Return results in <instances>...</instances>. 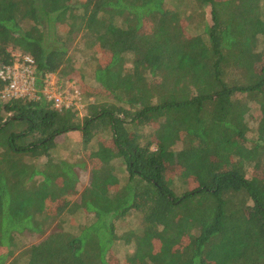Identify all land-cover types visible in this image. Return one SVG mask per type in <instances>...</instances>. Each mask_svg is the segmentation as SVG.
Instances as JSON below:
<instances>
[{
	"label": "trees",
	"instance_id": "obj_1",
	"mask_svg": "<svg viewBox=\"0 0 264 264\" xmlns=\"http://www.w3.org/2000/svg\"><path fill=\"white\" fill-rule=\"evenodd\" d=\"M16 54L95 102L0 76V264H264V0H0V72Z\"/></svg>",
	"mask_w": 264,
	"mask_h": 264
},
{
	"label": "rangeland",
	"instance_id": "obj_2",
	"mask_svg": "<svg viewBox=\"0 0 264 264\" xmlns=\"http://www.w3.org/2000/svg\"><path fill=\"white\" fill-rule=\"evenodd\" d=\"M170 7L174 8V5H170ZM195 32V31H193ZM77 40L71 46V52L73 53V57L79 61L83 56L87 54L91 56V52L84 50L83 44L80 43L77 48L76 45L78 44ZM17 77L20 79V87L26 92L25 95H28L31 99H38L41 95L51 98L57 99L60 98L61 102L63 101L64 104L69 103L72 108L79 113L80 117L83 119L88 114V106L90 103H94L95 99L90 98L89 100L86 99L81 93V89L79 86L75 85L74 83H64L62 82L56 75H46L42 79V84L39 86L37 83V77L35 75L36 68L34 67L31 72L27 71V68L23 61L17 59ZM258 112L256 109L252 112L251 116L248 117V122L251 125V129L256 128L255 118L257 117ZM78 133H70L63 138L59 139L60 145V153L64 154V157L71 158L75 160L77 158V151L81 152L80 146V139L76 136ZM253 134L250 133V139L253 138ZM74 152L75 156L71 157V153ZM83 156V154H82ZM88 169L81 167L78 169L79 176L81 174V181L79 182L77 189L79 195L76 196H69L68 199L70 201H75L79 198L81 192L85 190V188L90 184V166ZM42 239V237L38 236H30L24 240V243L27 245H31L32 243H37ZM130 250H125L124 248H116V255L115 259L112 262L113 264H125V259L129 255Z\"/></svg>",
	"mask_w": 264,
	"mask_h": 264
},
{
	"label": "built area",
	"instance_id": "obj_3",
	"mask_svg": "<svg viewBox=\"0 0 264 264\" xmlns=\"http://www.w3.org/2000/svg\"><path fill=\"white\" fill-rule=\"evenodd\" d=\"M16 56H17V59H20L21 61H23L28 72H31V70L35 67L34 66V60L31 57H22V56L17 55V54H16ZM16 70H17V65L15 64L14 67L8 68L7 70L0 72V76L4 80L10 81L8 87L6 88V90H4V92L2 94V98L4 100H9L12 98L28 97V95H25L26 92L20 87V83H19L20 79L17 77ZM47 99L54 100L56 102V106L58 108H72L73 107L69 103L64 104L63 101L61 102L60 98L51 99L49 97Z\"/></svg>",
	"mask_w": 264,
	"mask_h": 264
}]
</instances>
